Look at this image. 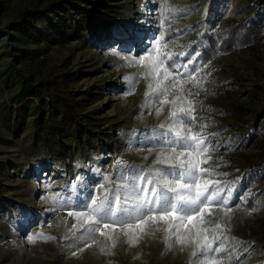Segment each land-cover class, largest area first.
Returning <instances> with one entry per match:
<instances>
[{
    "label": "rangeland",
    "instance_id": "obj_1",
    "mask_svg": "<svg viewBox=\"0 0 264 264\" xmlns=\"http://www.w3.org/2000/svg\"><path fill=\"white\" fill-rule=\"evenodd\" d=\"M31 1L0 0V28L11 21L16 10ZM66 1L76 3L78 8L70 12L64 25H75L83 11L93 17L96 15L98 18L94 21L106 22L102 26L89 27L91 33L80 26V31L68 33L62 40L59 39L62 36L52 32L51 36L57 35V40L54 36H46L38 47V55L46 57L51 65L61 66L65 61L64 67L75 74L70 77L73 80L66 83L73 99L79 101L75 111L83 116V127L89 136L102 133L103 138L98 136L99 139L90 140L81 154L71 156L66 162L51 153L45 142L32 144L31 108L20 110L21 116L3 123L0 130V162L4 166L0 174V264H210L212 259L237 256L245 248L246 238L262 240L264 203L247 210L233 191V177L240 172L238 159L228 166L215 167L219 135L226 134L230 128L227 118L205 120L197 132L191 121L192 132L206 138L209 151L190 157L200 160L211 156L200 166L217 173L201 176L202 182L218 181L225 193L231 189L227 216L219 207L212 208V215L205 216L212 224L220 223L221 219L231 221L230 231L225 233L228 239L223 245L227 251L193 257L195 245L189 243L182 249L175 239L171 247H166L163 230L167 224L164 221H149L143 233L137 229L135 245L127 243L128 237L124 234L127 229L117 228L112 232L113 247L112 240L99 231H78L80 222L69 215V212L85 211V204L90 205L93 199L105 193L110 194L114 187L121 197H130L131 207L134 175L151 173L155 176L160 171L167 175L176 171L169 165L155 163L161 153L167 156L173 148L180 151L175 132L184 133V129L178 127L181 119L170 115L174 105L162 104V101L165 95L169 101L183 95L185 100L175 107L177 111L181 106L187 108V83L203 79L207 64L201 63L196 54L182 53L175 57L173 48L183 45L192 32L203 34L223 19L246 17L239 9L243 0H44L43 3L50 2L58 9ZM56 11L37 25L44 27L50 21L57 26L68 14V9ZM165 27L172 31V38L164 37ZM161 34L163 40L157 45ZM4 42L5 38L0 41V66L12 60ZM156 47L172 56V59L164 57V66L172 73L169 80L162 81L168 86L166 94L157 91V78L146 75L143 64L132 62ZM193 57L194 62L189 63ZM213 59L224 64L227 70L209 82L218 84L220 79L232 76L238 88L226 97L211 93L209 100L222 107L232 103L257 107L264 91V52L241 50L234 55L215 54ZM184 65L196 71H187ZM253 93H256L255 98ZM5 98L6 93L2 91L0 102ZM157 109H162L159 114ZM194 109L193 116L197 113ZM183 122L188 123V118L184 117ZM253 148L251 146L247 152H253ZM168 179L174 181L175 177L168 176ZM135 184L142 186L143 181L136 180ZM100 228L112 231L103 229L102 224ZM29 237L38 238L32 241ZM256 246L243 252L239 264L256 262L260 253Z\"/></svg>",
    "mask_w": 264,
    "mask_h": 264
},
{
    "label": "trees",
    "instance_id": "obj_2",
    "mask_svg": "<svg viewBox=\"0 0 264 264\" xmlns=\"http://www.w3.org/2000/svg\"><path fill=\"white\" fill-rule=\"evenodd\" d=\"M43 2L32 0L27 6L16 10L11 21L0 28V41L5 38L3 46L10 49L9 54L12 56L6 66H0V93L5 91L7 97L0 102V130L4 122L10 121L12 117L18 118L21 116L20 110L29 107L33 113L32 144L35 145V141L45 142L50 146L51 153L69 162L71 156L81 154L88 147L89 141L99 139L102 133L89 136L88 130L83 127V116L75 111V108H79V101L73 99L66 87L67 80L72 81L70 77L75 74L64 67L65 61L63 65L56 66L49 64L46 57H39L38 47L46 36H54H51L52 32L62 36L59 37L62 40L68 33L80 31V26L83 31L91 33L89 27L102 26L106 21H94V18H98L96 15L93 17L83 11L75 25H64L70 12L78 8L77 4L66 1L63 6L55 9L50 2ZM54 9L56 12L68 9V14L65 13L57 26L50 21L44 23V27L37 25L38 22H45L48 15L55 12ZM239 9L247 16L239 20L235 17L223 19L203 34L192 32L183 45L177 44L173 51L175 57L182 53L187 56L198 53L201 63L207 64L203 79L190 80L186 86L187 93H191L189 100L194 102V108L197 109L195 120L192 121L194 132L199 130L205 120H230L226 134L221 132L219 135L215 167L228 166L235 158L238 159L240 172L233 177V191L240 196L247 210H253L261 202L264 203V91L257 107L248 103L244 104L245 107L238 103L222 107L209 100L211 93L226 97L238 88L232 76L220 79L218 84L209 82L210 79L221 77L227 70L224 64L213 61L215 54L234 55L249 49L264 52V0H243ZM171 34L172 31L165 27L164 37L172 38ZM58 36L53 38L57 40ZM253 94L255 98L256 93ZM251 146L254 147L253 152L248 153ZM3 171L4 166L0 162V174ZM219 222L225 223L229 229L232 225L228 219ZM243 245L245 248L237 256L220 258V264H239L243 252L254 246L260 252L254 264H264V238H246Z\"/></svg>",
    "mask_w": 264,
    "mask_h": 264
},
{
    "label": "snow or ice",
    "instance_id": "obj_3",
    "mask_svg": "<svg viewBox=\"0 0 264 264\" xmlns=\"http://www.w3.org/2000/svg\"><path fill=\"white\" fill-rule=\"evenodd\" d=\"M162 40L163 34H161V41H157V45L161 44ZM164 57L172 59L170 54L156 47L145 57L132 62L143 64L147 69L146 75L157 78V91L162 90L166 94L168 86L163 85L162 81L169 80L172 73L164 66ZM194 59L193 57L189 63H193ZM184 67L192 73L196 71V69L188 70L187 65ZM149 88H152V85H149ZM180 91L182 93L183 89L181 88ZM184 100L183 95H178L169 101L165 95V99L162 101V104L172 103L174 105L170 115L173 118L181 119V124L178 127H182L184 133L175 132V136L180 142V151L177 152V149L173 148L167 156L161 153L155 162L169 165L176 171H170L167 175L162 171L157 172L155 176H152L151 173L143 176L134 175L132 185L134 198L131 200V207H129L130 197H121L118 188L114 187L110 194L105 193L102 197L93 199L90 205L85 204V211L69 212L70 216L80 222L78 231L81 229L88 232L99 231L102 236L112 240V246L115 247L112 232L117 228L127 229L124 233L128 237L127 243L135 245L138 242L137 229L143 233L149 221L152 223L164 221L167 224L163 230L166 247H171V241L175 239L181 244L182 249L189 243L194 244L195 251L191 253L193 257L227 251L223 245L224 241L228 239L225 233L230 229L225 223L212 224L205 219V216L212 215L214 207H219L227 216L230 209H227L226 206L231 202L232 192L229 189L225 193L218 181L202 182L201 176L214 175L215 173L211 168L200 166L206 164L211 156L206 155V158L200 160L190 158L194 153L207 154L209 149L206 145V138H201L191 129V121L195 120L192 115L195 110L194 102L189 100L187 108L181 106L178 111L176 110L175 106ZM161 110L157 109V114ZM184 117L188 118V123L183 122ZM168 143H172V141H168ZM168 176H174L175 180L168 179ZM105 179L108 178L105 177ZM136 180H142L143 185L136 186ZM101 187L103 188V186ZM194 188L195 191H193ZM118 212L120 213L119 219H117ZM101 224L103 229L112 231H101ZM73 228H76V225H73ZM156 230L160 231L161 229L157 228ZM39 236L42 237L43 234H39ZM36 238L38 237H29V240L34 241ZM101 250L103 251V249ZM210 264H220V261L212 259Z\"/></svg>",
    "mask_w": 264,
    "mask_h": 264
}]
</instances>
